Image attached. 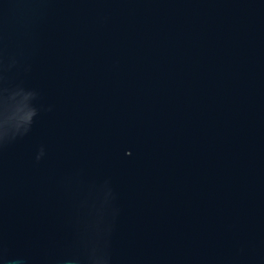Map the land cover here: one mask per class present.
Instances as JSON below:
<instances>
[{"label":"water","instance_id":"1","mask_svg":"<svg viewBox=\"0 0 264 264\" xmlns=\"http://www.w3.org/2000/svg\"><path fill=\"white\" fill-rule=\"evenodd\" d=\"M0 264H264V0H0Z\"/></svg>","mask_w":264,"mask_h":264}]
</instances>
